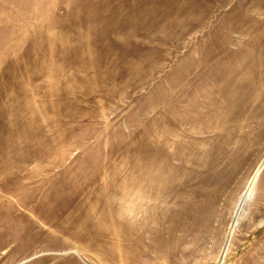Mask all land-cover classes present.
Returning <instances> with one entry per match:
<instances>
[{
    "label": "rangeland",
    "instance_id": "374dc122",
    "mask_svg": "<svg viewBox=\"0 0 264 264\" xmlns=\"http://www.w3.org/2000/svg\"><path fill=\"white\" fill-rule=\"evenodd\" d=\"M0 264H264V0H0Z\"/></svg>",
    "mask_w": 264,
    "mask_h": 264
},
{
    "label": "bare ground",
    "instance_id": "6f19581e",
    "mask_svg": "<svg viewBox=\"0 0 264 264\" xmlns=\"http://www.w3.org/2000/svg\"><path fill=\"white\" fill-rule=\"evenodd\" d=\"M190 138H191V137H190ZM188 139H189V137H188ZM192 139H193V138H192ZM192 139H191V140H192ZM194 140H195V139H193V141H194ZM193 141H192V142H193ZM187 142L189 143V141H187ZM195 142H196V141H194V143H195ZM198 142H199V141H198ZM191 145L194 147L193 143H192ZM185 146H186V145H185ZM192 146H191V147H192ZM188 149H189V148L187 147L186 151H187ZM174 155H175V154H174ZM175 156H176V155H175ZM182 156H183V155H182ZM178 157H179V156H178ZM179 158H180V157H179ZM179 158H178V159H179ZM183 159H185L184 156H183ZM183 161H184V160H183ZM158 164H159V163H158ZM181 164H182V163H181ZM233 188H234V187H233ZM243 196H244V195H243ZM240 197H241V196H240ZM246 200H248V199H246ZM245 202H246V201H245ZM149 222H150V221H149ZM145 226H146V225H145ZM144 229H145V228H144Z\"/></svg>",
    "mask_w": 264,
    "mask_h": 264
}]
</instances>
